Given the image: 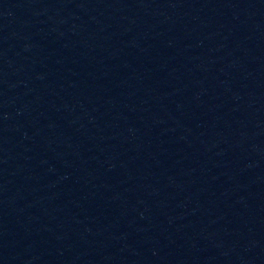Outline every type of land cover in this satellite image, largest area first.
Returning <instances> with one entry per match:
<instances>
[{
	"label": "water",
	"instance_id": "1",
	"mask_svg": "<svg viewBox=\"0 0 264 264\" xmlns=\"http://www.w3.org/2000/svg\"><path fill=\"white\" fill-rule=\"evenodd\" d=\"M0 264H264V0H0Z\"/></svg>",
	"mask_w": 264,
	"mask_h": 264
}]
</instances>
